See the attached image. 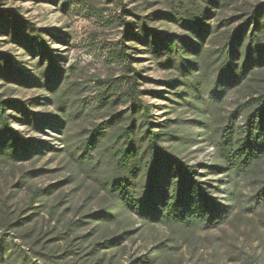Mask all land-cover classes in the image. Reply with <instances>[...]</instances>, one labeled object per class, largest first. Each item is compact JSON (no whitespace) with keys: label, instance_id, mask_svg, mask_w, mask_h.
Listing matches in <instances>:
<instances>
[{"label":"rangeland","instance_id":"1","mask_svg":"<svg viewBox=\"0 0 264 264\" xmlns=\"http://www.w3.org/2000/svg\"><path fill=\"white\" fill-rule=\"evenodd\" d=\"M216 1L210 6L205 0H0V10L20 20L14 25L9 17L8 31L0 28V52L12 66L6 70L0 61V95L16 104L8 111L12 128L41 152L0 163V264H264V205L251 207L264 179V159L240 176L213 169L220 128L264 84V70L225 87L217 84L212 63L225 37L264 0ZM183 6L208 9L210 33L200 42L195 75L184 73L183 59L193 60L191 46L199 42L176 21ZM117 15L132 26L124 44L150 120L170 135L164 145L196 167L227 211L214 229L147 224L127 211L113 221H96L117 203L99 176L70 158L68 147L97 122L84 115L98 98L95 82L125 72L110 57L124 32ZM145 31L176 43V50H152ZM34 34L45 53L35 52L40 43ZM25 111L40 129L22 116ZM233 121L241 124L243 115ZM35 191L43 193L33 199Z\"/></svg>","mask_w":264,"mask_h":264},{"label":"trees","instance_id":"2","mask_svg":"<svg viewBox=\"0 0 264 264\" xmlns=\"http://www.w3.org/2000/svg\"><path fill=\"white\" fill-rule=\"evenodd\" d=\"M216 2L205 0L210 6ZM207 12L208 9L191 6L177 11L176 21L199 42L191 46L193 60L183 59L186 61L184 73L189 75H195L200 69V42L210 33ZM9 17L15 19L16 16L0 10V28L8 31ZM116 20L123 25L124 32L118 46L110 51V57L124 66L125 72L119 77L95 82L98 98L84 109V115L97 122L84 129L76 144L68 147L70 158L84 171L99 176V185L117 203L113 213L102 211L96 221H113L127 211L147 224L214 229L224 222L227 211L202 182L196 167L164 145L170 135L163 126L150 120V112L140 100L138 73L132 67L124 44L130 38L132 26L121 15H117ZM19 21L15 19L12 24ZM13 36L17 34L14 32ZM33 38L38 44L41 42L40 36L34 34ZM144 38L154 51L162 49L170 53L177 48L176 43H163L157 34L148 31L144 32ZM45 51L46 47L40 43V49L35 52ZM0 61L6 70L12 67L9 57L1 52ZM212 63L217 84L225 87L253 78L256 70H264V4L248 13L243 23L225 37ZM193 87H197V83ZM120 105H125V109L117 111ZM15 107V103L2 100L0 95V163L21 162L41 153L32 141L23 140L12 128L8 111ZM242 115L241 124L233 121ZM22 116L40 129L27 111ZM62 126L59 124L58 129ZM216 145L215 170L245 175L264 159V84L249 93L246 101L230 115L228 123L218 132ZM42 193L35 191L33 199ZM263 205L264 179L251 198L252 208ZM118 243L115 240L114 246Z\"/></svg>","mask_w":264,"mask_h":264}]
</instances>
